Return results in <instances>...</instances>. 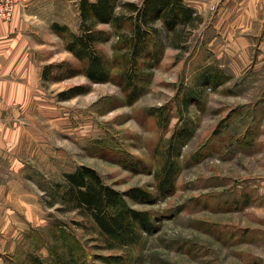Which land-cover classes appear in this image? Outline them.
Masks as SVG:
<instances>
[{
	"label": "rangeland",
	"instance_id": "374dc122",
	"mask_svg": "<svg viewBox=\"0 0 264 264\" xmlns=\"http://www.w3.org/2000/svg\"><path fill=\"white\" fill-rule=\"evenodd\" d=\"M202 11H197L193 24L159 33L166 45L163 59L147 92L131 105L111 82L92 83L87 93L59 99V91L86 83V77L42 78L46 108L43 113H33L32 119L38 126L35 130L47 142L25 144L18 159L27 168L26 178L34 185L45 214L32 224L26 218L29 228L15 237V246L4 252L0 264H32L34 257L44 264H264V225L242 220L240 205L231 204L240 194L232 193L224 176H211V154L195 163V149L211 131L210 119L218 100L227 98L216 95L223 82L206 85L204 110L193 103L183 109L182 116L190 117L195 127L180 152L174 193L153 204L125 198L131 207L148 210L156 221L154 231L144 233L140 244L110 248L84 213L64 207L58 198L50 203L52 195L57 196L54 187L63 181V174L82 164L94 168L104 182L119 191L133 186L156 190L154 173L163 163V149L182 126L181 98L198 86L201 71L211 69L209 26L215 8L209 5ZM59 36L65 44V37ZM61 44L58 52L63 49ZM111 45L112 40L102 45L108 56L113 53ZM63 57L52 62L72 60V56ZM226 75V80L233 81ZM233 98L236 102L242 99ZM162 107L164 115L168 111L172 115L166 127L159 122L162 116L157 119L152 114ZM29 155L32 158L26 157Z\"/></svg>",
	"mask_w": 264,
	"mask_h": 264
},
{
	"label": "crops",
	"instance_id": "0c3cea01",
	"mask_svg": "<svg viewBox=\"0 0 264 264\" xmlns=\"http://www.w3.org/2000/svg\"><path fill=\"white\" fill-rule=\"evenodd\" d=\"M187 1L196 13L209 5L215 8L209 26L210 70L233 77L217 86L216 95L227 98L218 100L209 137L195 149V163L211 154V176H224L232 193L240 194L231 204L240 205L242 220L264 225V0ZM78 4L79 0H33L16 6L11 20L0 18V262L20 231L45 214L18 152L35 140L47 142L32 119L33 113L46 108L42 68L72 56L53 24L76 32ZM57 42L62 43L60 52Z\"/></svg>",
	"mask_w": 264,
	"mask_h": 264
},
{
	"label": "trees",
	"instance_id": "16d2710c",
	"mask_svg": "<svg viewBox=\"0 0 264 264\" xmlns=\"http://www.w3.org/2000/svg\"><path fill=\"white\" fill-rule=\"evenodd\" d=\"M78 7L77 32L65 25L53 24L65 37L64 48L71 53L72 60L45 64L42 78L59 81L83 75L87 82L59 91V99L87 93L92 83L111 82L120 88L126 104L135 103L147 92L154 70L163 59L166 45L159 33L175 32L197 19L196 10L185 0H79ZM110 40L113 53L108 56L102 45ZM226 79L224 73L205 69L198 77L199 85L190 88L181 98V114L178 107L177 112L182 126L172 133L163 149V163L154 173L155 191L139 186L119 191L104 182L94 168L82 164L63 174V181L54 187L58 197L52 195L51 205L58 198L64 207L84 213L110 248L140 244L144 233L154 231L156 221L148 210L131 207L125 198L153 204L174 193L180 152L193 136L195 127L190 117L182 116L183 109L193 103L204 110L202 98L206 85L216 86ZM164 112L162 107L152 114L157 119L162 116L159 122L166 127L172 115L169 111L164 115ZM32 264L44 262L34 257Z\"/></svg>",
	"mask_w": 264,
	"mask_h": 264
},
{
	"label": "built area",
	"instance_id": "2783aa9c",
	"mask_svg": "<svg viewBox=\"0 0 264 264\" xmlns=\"http://www.w3.org/2000/svg\"><path fill=\"white\" fill-rule=\"evenodd\" d=\"M33 0H0V18L9 21L16 6H25Z\"/></svg>",
	"mask_w": 264,
	"mask_h": 264
}]
</instances>
